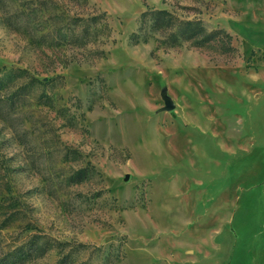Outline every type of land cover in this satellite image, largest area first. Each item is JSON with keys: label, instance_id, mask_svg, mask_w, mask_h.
Instances as JSON below:
<instances>
[{"label": "rangeland", "instance_id": "1", "mask_svg": "<svg viewBox=\"0 0 264 264\" xmlns=\"http://www.w3.org/2000/svg\"><path fill=\"white\" fill-rule=\"evenodd\" d=\"M148 8L220 33L169 43ZM24 254L264 264V0H0V257Z\"/></svg>", "mask_w": 264, "mask_h": 264}, {"label": "trees", "instance_id": "2", "mask_svg": "<svg viewBox=\"0 0 264 264\" xmlns=\"http://www.w3.org/2000/svg\"><path fill=\"white\" fill-rule=\"evenodd\" d=\"M147 26V27H145ZM150 28L152 31H161L165 33L166 40L169 43H175L179 40H193L195 45H203L216 38L220 31L213 30L209 31L203 25L202 21L199 19H179L174 16L170 11L166 9H156L148 8L141 13V27L140 28ZM137 37V35H135ZM76 181H80L82 177L78 174L76 175ZM32 252H40V254L45 251L37 248L33 251H28L27 256L32 255ZM39 254V253H38ZM27 256L22 255L21 257H11L9 255H4L0 257V264H16L17 261H24ZM56 264H64L63 259H59Z\"/></svg>", "mask_w": 264, "mask_h": 264}, {"label": "water", "instance_id": "3", "mask_svg": "<svg viewBox=\"0 0 264 264\" xmlns=\"http://www.w3.org/2000/svg\"><path fill=\"white\" fill-rule=\"evenodd\" d=\"M165 108L167 109V110H171V109H173V104L171 103V101H167L166 102V106H165Z\"/></svg>", "mask_w": 264, "mask_h": 264}]
</instances>
